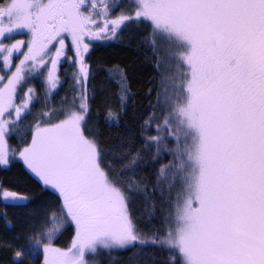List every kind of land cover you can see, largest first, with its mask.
I'll use <instances>...</instances> for the list:
<instances>
[{"label": "snow or ice", "instance_id": "6c2138e0", "mask_svg": "<svg viewBox=\"0 0 264 264\" xmlns=\"http://www.w3.org/2000/svg\"><path fill=\"white\" fill-rule=\"evenodd\" d=\"M13 169L6 264H264V0H0Z\"/></svg>", "mask_w": 264, "mask_h": 264}, {"label": "trees", "instance_id": "16d2710c", "mask_svg": "<svg viewBox=\"0 0 264 264\" xmlns=\"http://www.w3.org/2000/svg\"><path fill=\"white\" fill-rule=\"evenodd\" d=\"M132 57V53L129 50H121V49H113V48H103L100 47L97 49L92 57V61H96L100 58L105 59H112L114 62L118 61L122 58H130ZM136 64V73L134 74L132 88L133 91L137 93V103L146 107L147 106V98L146 94L149 88L154 86H158L159 84V77L156 76L152 67L145 62L143 56L137 58L135 60ZM66 66V65H65ZM155 78L156 84L150 83V81ZM34 85L39 88V82L33 81ZM67 87V85H65ZM63 94V89H61V95ZM155 94L153 93V96ZM113 140L116 137V133H112ZM16 169H13L12 173H5L0 171V179H9L11 176L15 175ZM130 256L129 252H119V253H112V257L119 261V264H126L128 257ZM8 256L0 252V264H6ZM100 264H109V256L107 254H101L98 257Z\"/></svg>", "mask_w": 264, "mask_h": 264}, {"label": "rangeland", "instance_id": "374dc122", "mask_svg": "<svg viewBox=\"0 0 264 264\" xmlns=\"http://www.w3.org/2000/svg\"><path fill=\"white\" fill-rule=\"evenodd\" d=\"M24 37H17V39H23Z\"/></svg>", "mask_w": 264, "mask_h": 264}]
</instances>
